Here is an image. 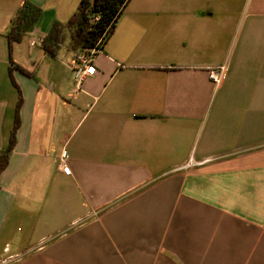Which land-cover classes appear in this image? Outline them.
<instances>
[{
  "label": "crops",
  "instance_id": "obj_1",
  "mask_svg": "<svg viewBox=\"0 0 264 264\" xmlns=\"http://www.w3.org/2000/svg\"><path fill=\"white\" fill-rule=\"evenodd\" d=\"M32 1L10 52L0 0V264H264V0H129L80 82L41 46L80 0Z\"/></svg>",
  "mask_w": 264,
  "mask_h": 264
},
{
  "label": "trees",
  "instance_id": "obj_2",
  "mask_svg": "<svg viewBox=\"0 0 264 264\" xmlns=\"http://www.w3.org/2000/svg\"><path fill=\"white\" fill-rule=\"evenodd\" d=\"M128 2L129 0H80L76 12L65 24L58 21L53 23L41 41L42 48L50 55H56L67 36L70 39V47L74 50L93 48L102 36L104 46ZM41 12V7L32 0H24L5 31L10 52L13 44L20 42L23 36L34 28ZM103 46L101 45L102 49ZM14 144L15 131L12 133L10 146L0 152V172L6 167Z\"/></svg>",
  "mask_w": 264,
  "mask_h": 264
},
{
  "label": "built area",
  "instance_id": "obj_3",
  "mask_svg": "<svg viewBox=\"0 0 264 264\" xmlns=\"http://www.w3.org/2000/svg\"><path fill=\"white\" fill-rule=\"evenodd\" d=\"M97 19V17H95ZM103 37L102 36L95 47L79 49L74 58L70 63L71 70L73 71L74 79L77 82L82 81L86 76L93 75L96 72V67L94 65L95 54L102 50L101 45L103 46ZM226 69L222 67L219 71L212 70L210 72V78L213 82H220L225 76ZM62 156H67V151L64 150ZM64 171L70 173V169L67 166L63 167Z\"/></svg>",
  "mask_w": 264,
  "mask_h": 264
}]
</instances>
